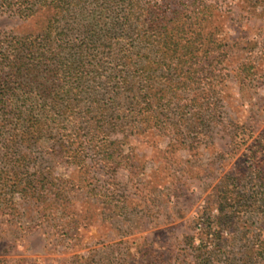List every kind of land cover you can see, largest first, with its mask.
Segmentation results:
<instances>
[{"label":"rangeland","instance_id":"rangeland-1","mask_svg":"<svg viewBox=\"0 0 264 264\" xmlns=\"http://www.w3.org/2000/svg\"><path fill=\"white\" fill-rule=\"evenodd\" d=\"M156 1L176 13L162 15L157 31L144 17V39L161 57L152 83L172 112L200 103L210 136H201L197 149H182L171 143L174 126L166 135L161 119L117 120L112 138L128 160L107 171L80 169L86 186L67 208L78 214V226L72 222L64 235L59 221L31 227L34 212L25 204L1 205L0 264H264V173L247 150L257 139L264 143V0ZM41 26L0 16V34ZM172 28L175 50L192 44L190 68L170 62L183 54L169 51ZM106 172L127 201L109 210L90 190L107 186Z\"/></svg>","mask_w":264,"mask_h":264},{"label":"trees","instance_id":"trees-1","mask_svg":"<svg viewBox=\"0 0 264 264\" xmlns=\"http://www.w3.org/2000/svg\"><path fill=\"white\" fill-rule=\"evenodd\" d=\"M167 13L176 11L164 10L156 0H0V16L42 22L37 31L0 34V206L25 204L34 212L31 227L42 219L59 221L64 235L72 222L79 224L78 214L67 208L86 186L80 169L107 171L117 159L128 160L112 138L117 120L129 115H144L145 122L161 119L166 135L174 126L171 143L182 149H197L198 139L210 136L204 133L210 128L200 103L177 104L172 112L171 103H160L167 99L163 89L152 83L161 57L144 39V17L157 31ZM172 32L169 51L183 49V54L170 62L190 68L196 59L192 44L175 50ZM245 140L238 148L248 144ZM247 150L264 173L262 140ZM58 167L66 172H56ZM107 174L106 187L90 189L104 210L127 202ZM227 186L220 185V195ZM195 241L191 237L189 246L195 248Z\"/></svg>","mask_w":264,"mask_h":264}]
</instances>
